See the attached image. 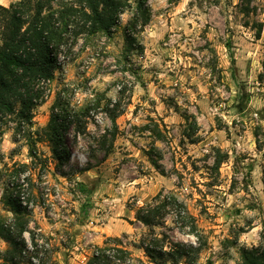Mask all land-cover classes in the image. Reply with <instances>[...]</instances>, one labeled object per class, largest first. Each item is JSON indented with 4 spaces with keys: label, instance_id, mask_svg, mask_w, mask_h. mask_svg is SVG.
Here are the masks:
<instances>
[{
    "label": "rangeland",
    "instance_id": "rangeland-1",
    "mask_svg": "<svg viewBox=\"0 0 264 264\" xmlns=\"http://www.w3.org/2000/svg\"><path fill=\"white\" fill-rule=\"evenodd\" d=\"M135 5L111 37L80 39L61 56L63 69L35 110L38 128L58 97L78 113L64 166L48 142L32 160L4 130L0 216L11 217L2 203L7 168L27 163L31 229L43 244L36 264H86L109 247L127 250L126 264H237L264 229V0H148L145 25ZM159 194L183 207L144 225L136 213L161 204ZM148 243L170 254L155 262L141 249ZM7 247L0 239V255ZM175 252L185 253L178 262Z\"/></svg>",
    "mask_w": 264,
    "mask_h": 264
},
{
    "label": "trees",
    "instance_id": "trees-1",
    "mask_svg": "<svg viewBox=\"0 0 264 264\" xmlns=\"http://www.w3.org/2000/svg\"><path fill=\"white\" fill-rule=\"evenodd\" d=\"M148 0H18L9 6L0 4V138L6 129L13 132L16 143L28 146L32 160L37 158V145L48 142L57 167L64 166L70 159V151L65 142L66 132L73 123H80L79 115L70 112L69 105L58 97L53 105L49 123L42 128L35 127V110L50 96L51 84L56 73L62 71L61 56L72 52L80 39L103 34L111 37L121 16L135 3V18L145 25L149 20ZM132 44L134 39L129 38ZM263 71L259 80L264 82ZM188 120V119H187ZM116 126V118H112ZM196 121H192L185 135L191 138L197 132ZM157 127V126H156ZM158 138L162 134L157 127ZM220 155V150L217 149ZM225 155L216 162L220 167ZM149 159L156 168L158 162ZM28 164H14L8 170V188L3 194L2 203L11 217L0 216V239L8 244L1 253L2 264H36L41 252V240L31 229L32 209L27 200ZM0 175H2L0 173ZM264 184V178H263ZM165 198L155 207H141L136 219L147 226H154L163 216L168 206L182 209L183 205L175 196ZM30 202V201H29ZM29 234L30 245L26 234ZM159 242V239H155ZM157 243L142 245L146 256L159 262L169 255L164 247L157 251ZM185 253L175 252L174 262ZM237 264H264V229L261 243L251 248L241 247ZM130 253L123 248H104L97 251L86 264H126ZM37 264H41L38 262Z\"/></svg>",
    "mask_w": 264,
    "mask_h": 264
}]
</instances>
